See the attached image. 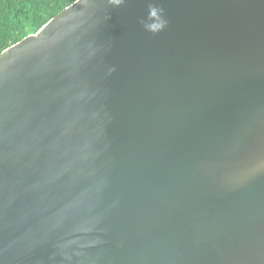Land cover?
I'll list each match as a JSON object with an SVG mask.
<instances>
[{"label": "water", "instance_id": "1", "mask_svg": "<svg viewBox=\"0 0 264 264\" xmlns=\"http://www.w3.org/2000/svg\"><path fill=\"white\" fill-rule=\"evenodd\" d=\"M0 264H264V0H76L1 51Z\"/></svg>", "mask_w": 264, "mask_h": 264}, {"label": "trees", "instance_id": "2", "mask_svg": "<svg viewBox=\"0 0 264 264\" xmlns=\"http://www.w3.org/2000/svg\"><path fill=\"white\" fill-rule=\"evenodd\" d=\"M76 0H0V53L29 34Z\"/></svg>", "mask_w": 264, "mask_h": 264}]
</instances>
